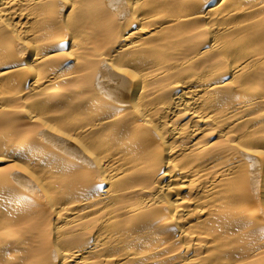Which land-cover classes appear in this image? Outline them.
<instances>
[{
  "label": "bare ground",
  "instance_id": "obj_1",
  "mask_svg": "<svg viewBox=\"0 0 264 264\" xmlns=\"http://www.w3.org/2000/svg\"><path fill=\"white\" fill-rule=\"evenodd\" d=\"M0 264H264V0H0Z\"/></svg>",
  "mask_w": 264,
  "mask_h": 264
}]
</instances>
